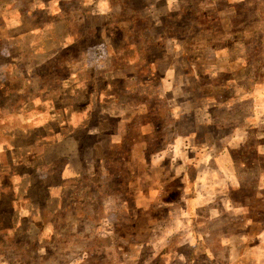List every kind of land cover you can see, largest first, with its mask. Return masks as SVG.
Listing matches in <instances>:
<instances>
[{
  "label": "rangeland",
  "instance_id": "1",
  "mask_svg": "<svg viewBox=\"0 0 264 264\" xmlns=\"http://www.w3.org/2000/svg\"><path fill=\"white\" fill-rule=\"evenodd\" d=\"M0 264H264V0H0Z\"/></svg>",
  "mask_w": 264,
  "mask_h": 264
}]
</instances>
